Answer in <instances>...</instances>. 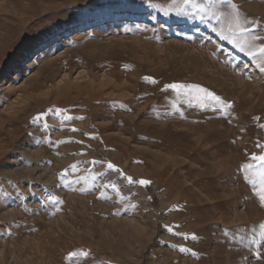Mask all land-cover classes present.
Returning <instances> with one entry per match:
<instances>
[{"label": "rangeland", "instance_id": "rangeland-1", "mask_svg": "<svg viewBox=\"0 0 264 264\" xmlns=\"http://www.w3.org/2000/svg\"><path fill=\"white\" fill-rule=\"evenodd\" d=\"M234 2L264 21V0ZM170 4L0 0V264H264V206L240 171L264 143V72L221 38L226 19L191 9L165 15ZM169 83L200 85L233 107H180L183 97L162 91ZM56 107L84 119L63 129L54 117L48 130L32 123ZM45 132L83 143L52 147ZM93 158L151 184L125 187L135 193L125 202L111 189L104 200L95 190L53 188L65 168ZM86 175L81 164L69 179ZM118 179L109 172L96 183ZM48 190L63 200L59 211L44 203ZM81 249L89 257L66 259Z\"/></svg>", "mask_w": 264, "mask_h": 264}, {"label": "snow or ice", "instance_id": "snow-or-ice-1", "mask_svg": "<svg viewBox=\"0 0 264 264\" xmlns=\"http://www.w3.org/2000/svg\"><path fill=\"white\" fill-rule=\"evenodd\" d=\"M217 5H223L228 10L227 13H217L213 11L214 7ZM160 8L159 5H150ZM186 9L195 10L201 13H204L205 16L211 14V17L220 21L222 19L227 20V27L222 28L220 35L221 38L227 40L230 44H233L234 47L239 48L241 52H244L245 55L256 60L258 58L259 62L257 67L260 72H264V21L258 20L255 18H249L246 15L241 13L240 7L234 2V0H171V4L166 8H160L161 11L167 15L171 11H176L177 14H185ZM259 29V31H256ZM260 43L257 44L256 42ZM144 79L152 84H156L157 81L152 77H144ZM171 91L175 93L177 100H180L183 97V100L180 101V107L184 104H187L188 107H195L200 110L212 109L216 111L217 109L222 111V114L227 113L229 109L233 107L232 104L228 103L226 100L222 99L213 91H209L207 88L201 87L200 85L192 84H182V83H169L164 86L162 91L168 92ZM177 100H174L172 103V108L183 115L180 112V108L177 107ZM121 108L124 105H120ZM54 117L59 123L60 128H67L68 124L73 120H83L82 116H73L70 114V110L67 108H49L44 112L38 113L32 118V123L40 125L43 129L48 130L49 128L54 127V125L48 122L46 118ZM253 119L257 122L261 120V117L255 116ZM258 126L261 129H264V123H258ZM72 132L79 131L77 128L73 127L70 129ZM45 143L49 144L52 147H59L63 143H79L82 144L83 141H75L72 139L68 140H52L47 138L45 132ZM256 147L260 149L259 154L253 152L249 156V162L243 163L240 167V171L244 174V179L251 185L252 191L255 195L259 197V201L262 206H264V143L257 141ZM59 154V153H57ZM85 152L74 153V155H86ZM83 164L86 166V176H78L76 180H70L69 176L73 173H78L80 171V165ZM90 165V167H88ZM100 168L102 171L97 172L96 169ZM109 172L116 173L118 176V181H107L104 183H96V181L103 180ZM80 187H75L74 185H81ZM151 184V181L148 179H134L132 176L126 175L125 172L120 169L117 165L111 161L104 160L102 158H93L91 160L78 161L77 163L69 165L61 173L58 174V180L53 185V188H70L72 191L90 193L93 190L99 192L98 199L109 200L111 197L105 191L106 189H111L117 194L120 201L125 202L129 201L132 196H135V193H129L127 195L122 194L123 189L128 186L139 185L147 187ZM35 193L30 189L28 195H34ZM10 195V194H8ZM23 193H18L16 199L21 202L24 199ZM151 197H149L150 199ZM45 204H51L53 207L59 211V205L63 203V200L54 195L52 190H48L44 198ZM7 206V203L5 204ZM22 207V204L20 205ZM127 208H135L137 205L128 203ZM24 211L28 209L24 208ZM4 222L0 221V225ZM178 227V226H176ZM259 236L264 239V223L260 224ZM165 230L173 233L174 235L183 236L185 240L192 239L196 240L197 236L192 234L190 237L188 234L176 233L173 232V226L165 225ZM253 243L257 245L260 244V240H253ZM173 247H177L173 245ZM179 251L183 253H191L193 256H196L197 253L192 249L179 246ZM90 253L83 249L72 251L66 257L67 260L79 261L81 258L89 257ZM255 258L261 259L262 253L258 249L255 252Z\"/></svg>", "mask_w": 264, "mask_h": 264}]
</instances>
